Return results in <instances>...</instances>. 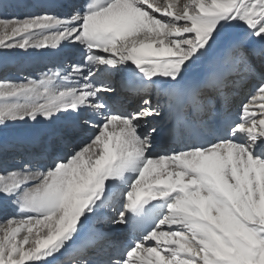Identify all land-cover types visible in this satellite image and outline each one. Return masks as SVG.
<instances>
[{"label":"snow or ice","instance_id":"obj_1","mask_svg":"<svg viewBox=\"0 0 264 264\" xmlns=\"http://www.w3.org/2000/svg\"><path fill=\"white\" fill-rule=\"evenodd\" d=\"M0 28L5 49L82 50L64 71L0 81V128L46 131L43 152L0 174V264H51L105 209L135 238L93 259L110 239L97 232L74 264H264V0H82ZM222 42L225 60L190 80ZM237 70L256 81L239 117L202 127Z\"/></svg>","mask_w":264,"mask_h":264},{"label":"bare ground","instance_id":"obj_2","mask_svg":"<svg viewBox=\"0 0 264 264\" xmlns=\"http://www.w3.org/2000/svg\"><path fill=\"white\" fill-rule=\"evenodd\" d=\"M185 0H176V3L182 4ZM82 3V0H0V21L16 19H24L25 17L42 15L48 13L50 15L65 16L72 11L73 4ZM3 34V28H0V35ZM229 36L238 35V32L229 30ZM226 42H222L217 46H214L213 50L209 53L208 57L199 65L193 66L188 73L189 79L195 77L197 80L204 77L206 73L213 70L217 64L224 61L228 56L225 51ZM69 54H72L69 57ZM82 58V50L79 47H65L61 52L55 50H33L23 52L20 49H5L0 47V81H12L20 82L27 79H39L45 72L50 69L59 68L62 71L68 69L70 63L79 62ZM10 71V72H9ZM238 75L234 76L232 81L229 82L228 87L243 88L241 80L247 78L242 70H237ZM12 72V73H11ZM7 73H11L10 79L5 80ZM120 76L113 77V86L117 88L119 98H125L124 107L131 110L135 106L136 97L126 90L121 91L115 83H119ZM236 86V87H234ZM253 86V85H252ZM226 94V89H225ZM224 94V93H223ZM234 102V100H232ZM235 102H242L240 99ZM119 107V104H117ZM232 108V107H231ZM235 108V107H234ZM232 109V115L228 118L235 120L239 117V114L235 116ZM211 125V123L207 124ZM143 131V129H141ZM94 129H86L82 133L77 134V139H86L91 136ZM46 131L44 126L39 123H33L32 121L18 122L16 124H9L7 127L0 128V144H4L7 150L0 157L1 165L0 174H6L8 169L16 167L20 163L21 158H27L31 153H40L45 150V145L42 143ZM24 142H28L23 145ZM17 156V157H15ZM9 159L18 164L12 166L9 163ZM9 213L0 211V221H2ZM114 213L111 209H105L98 217L91 218L86 221L80 235L69 246L67 251L63 255L57 256V258L51 261V264H60L66 261H74L76 259L75 249L82 247L91 237L97 232L106 233L111 227H118L109 223ZM109 240L96 239L94 245L89 250L90 258L100 257L102 253H105L110 244L116 243L121 246H127L128 242L132 240V235L128 237L125 235H118L116 232L109 236ZM110 242V243H108ZM65 261V262H66Z\"/></svg>","mask_w":264,"mask_h":264}]
</instances>
